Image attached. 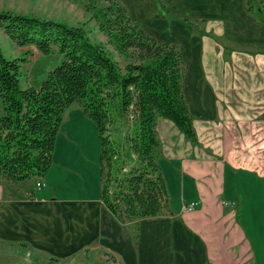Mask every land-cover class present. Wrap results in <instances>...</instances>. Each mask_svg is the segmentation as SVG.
<instances>
[{
  "label": "crops",
  "instance_id": "1",
  "mask_svg": "<svg viewBox=\"0 0 264 264\" xmlns=\"http://www.w3.org/2000/svg\"><path fill=\"white\" fill-rule=\"evenodd\" d=\"M128 1L138 14L147 0ZM149 1L161 9V27L132 21L178 47L198 137L194 144L172 120L157 119L169 194L176 187L171 211L141 219L138 229L120 222L101 200L100 168L90 191L88 154L79 166L74 154L59 161L55 149L49 173L30 181L34 199L6 197L0 177V239L54 255L99 248L120 264H264V2L262 17L247 0L171 1L188 9L172 20L164 0Z\"/></svg>",
  "mask_w": 264,
  "mask_h": 264
},
{
  "label": "trees",
  "instance_id": "2",
  "mask_svg": "<svg viewBox=\"0 0 264 264\" xmlns=\"http://www.w3.org/2000/svg\"><path fill=\"white\" fill-rule=\"evenodd\" d=\"M96 1L89 0L87 10L108 43L127 60L125 66L83 26L0 10V29L18 45L63 56L39 88L22 87L21 69L27 60L7 57L0 46V177L7 181L6 197L34 199L30 181L49 173L65 115L78 103L100 138L101 200L116 219L138 229L141 219L171 211L160 164L158 117L172 120L194 144L198 137L183 94L178 47L146 33L120 0H101L105 6ZM247 9L263 17L255 0H247ZM117 117L135 122L124 142L114 139L110 130ZM130 154L132 162L125 160Z\"/></svg>",
  "mask_w": 264,
  "mask_h": 264
},
{
  "label": "rangeland",
  "instance_id": "3",
  "mask_svg": "<svg viewBox=\"0 0 264 264\" xmlns=\"http://www.w3.org/2000/svg\"><path fill=\"white\" fill-rule=\"evenodd\" d=\"M88 1L89 0H0V10H11L17 13L32 14L63 21L70 25L83 26L88 31V34L93 41L104 44L121 66H125L127 60L115 50L112 44L108 43V36L100 30L98 22L95 19H92V13L89 12L86 7ZM121 1L126 5L124 6L128 8L127 11L133 21L136 19H142L147 22L149 18H152L155 22L160 20L159 23H157L160 27V23L165 22L161 9H159L154 2L150 3V1L147 0L143 5H138L139 8H135L136 10L140 9V12L136 14L134 13V7L131 6V2L128 0ZM155 1L159 3L157 0ZM171 1L174 3L179 0H164L166 8L163 9L165 13L167 12L165 16L172 20H184L188 15L187 7L182 4L177 7V4H173ZM259 1L264 2V0H255L258 13L260 12L258 9L260 4ZM96 4L99 6H105L107 5V2L97 0ZM180 9L187 12L185 17V13L181 12ZM143 27L146 31L151 30V27L148 25L145 26L143 24ZM0 46L7 57H22L27 60L23 63L21 69L22 87L34 86L39 88L48 72L58 66L63 59V56L57 51L50 54H43L34 45L20 46L1 29ZM3 112V103L0 98V113ZM62 125V129L59 131L56 141V150L58 154H60L59 161L62 160L61 156L63 155H66L67 158L69 157L70 160H73L72 158L74 154L77 156L76 160L80 166L84 163L82 162L84 161V152L88 154L86 162L91 166L89 180L91 183L90 191H93L97 188L98 183H100V167L98 162L101 153V144L97 127L94 121L84 113L78 103L72 104L69 108ZM134 128L135 122L132 117H129L128 119L117 117L115 124L110 130L114 139L124 142L126 133L128 131L132 132ZM72 145L78 146L77 152L73 150ZM125 160L132 162L134 156L130 154L128 158L125 157ZM170 194V198H177L176 187L172 183ZM0 264L120 263L117 262L112 255L106 253L105 250L99 248H85L70 255H54L48 253V251L29 245H23L19 242L0 239Z\"/></svg>",
  "mask_w": 264,
  "mask_h": 264
},
{
  "label": "built area",
  "instance_id": "4",
  "mask_svg": "<svg viewBox=\"0 0 264 264\" xmlns=\"http://www.w3.org/2000/svg\"><path fill=\"white\" fill-rule=\"evenodd\" d=\"M194 203H192L191 205H189V206H187V207H189V208H193L194 207Z\"/></svg>",
  "mask_w": 264,
  "mask_h": 264
}]
</instances>
